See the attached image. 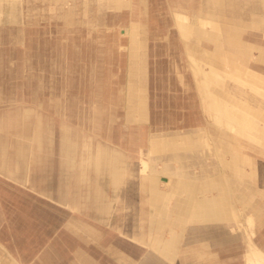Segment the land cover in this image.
Returning <instances> with one entry per match:
<instances>
[{
    "label": "rangeland",
    "instance_id": "1",
    "mask_svg": "<svg viewBox=\"0 0 264 264\" xmlns=\"http://www.w3.org/2000/svg\"><path fill=\"white\" fill-rule=\"evenodd\" d=\"M251 5L258 6L256 15L249 16ZM177 9L216 22L183 31ZM263 20L264 0H0V244L6 250L0 264H130L109 253L115 241L151 250L157 259L148 264H246L248 244L264 250V133L252 127L255 136L247 138L218 128L203 100L225 88L228 112L240 110L256 126L264 124V73L252 68H264ZM139 40L146 71L142 121L126 118L135 102L126 103L127 92L140 93L128 89L137 81L129 72ZM210 64L222 77L206 87L199 70L203 66L204 79L214 78ZM250 71L257 78L248 77ZM203 125L196 152L205 166L150 152L149 132L182 135ZM64 134L74 142V163L98 147L119 151L126 167L119 186L89 169L78 182L77 164H65ZM17 146L26 147L25 158ZM140 152L162 175L204 168L208 195L230 188L225 209L237 217L223 226L236 237L235 249L213 259L199 256L219 244L192 219L183 225L165 219L159 230H149L148 222L160 215L135 188L145 172ZM92 180L110 202L107 211L90 203ZM175 199L167 200L168 210ZM85 223L103 234L89 237L81 229ZM177 234L175 245L165 247Z\"/></svg>",
    "mask_w": 264,
    "mask_h": 264
},
{
    "label": "crops",
    "instance_id": "2",
    "mask_svg": "<svg viewBox=\"0 0 264 264\" xmlns=\"http://www.w3.org/2000/svg\"><path fill=\"white\" fill-rule=\"evenodd\" d=\"M257 9H258L257 5L254 6L251 5V7H248L246 10L247 12L250 13L249 16H253L258 13ZM193 15H194L193 13L187 14L185 11L179 9L174 11L175 21H177L176 22L177 25L183 31L190 32L192 30H200L197 27L199 25L201 26L202 25L201 23H209V25L212 26L211 22H216L214 21L213 18L203 16L202 14H199L197 16H193ZM202 18L205 20H203ZM245 18L246 17H244L243 19ZM197 22L199 24H197ZM253 39L254 40L257 39V35H255ZM142 46H143V41L139 40V41H135L133 48L136 50L137 48L139 49L142 48ZM136 52L138 54H141V52H138L137 50ZM236 52L239 51L237 50ZM132 62H131V71L129 72L130 73L129 79H131L132 76H135L137 81L136 84H133L132 81H130L131 84L128 87V89H133L138 92L141 91L140 92L141 94L134 93L136 94L134 95L132 90H130V92L129 91L127 92L126 103L128 104L130 101L133 100L135 102L131 105L132 108L131 111L130 110L127 111L126 118L130 120L132 118H136L142 121L147 117L145 110L146 98L143 88L144 87L143 84L145 83L146 71L143 68L142 58L140 61L136 62L132 60ZM252 68L260 72H261L260 69H263L262 73H264V68L258 66L257 64L254 65ZM215 74L216 75L214 78L206 77V79L209 80L202 78L200 81L202 82L201 84L202 85L204 84L206 87H208L209 83L212 82L213 80L214 81L216 80L215 82H218L217 76L222 77L221 75L222 73L219 72V67L217 65H215ZM224 92H225V88H222L220 91L217 92L210 90L209 95H206L203 99L204 102L206 101L205 103L207 104L208 110L210 112V116H212L211 117L212 123L214 125H217V123L221 124L220 127L218 125V128L220 129L222 128L223 130L224 126L222 125V122H224L225 126L228 127L229 131H232L235 134L243 135L244 137L247 138H252L253 136H255L253 133L250 132V129L252 127H255L254 129L257 132L260 131L261 133H264V124H262L261 126L260 125L256 126L257 124L256 123L254 124L253 120L251 119L252 117L249 118L242 115L240 110L230 111V112L226 110L228 109V107L231 108L230 107L231 105L227 103L223 104V102L228 100L230 102L232 101L229 98L225 99V101L224 98L223 100H221V96L222 94H224ZM213 105L215 106L213 107ZM128 106L129 105H127V107ZM214 112H220V115L219 114L217 115ZM197 124L199 125L202 124V121H200ZM204 127L205 126L203 125V127H199V129L196 130L186 129L185 131H183L182 135L179 134L178 132H177L178 134L166 133V134L152 135L149 132L148 142L150 146V152L159 153L161 156L163 155L162 158H164L165 160L174 161V160L186 159L187 161L185 160L186 161L185 164L191 165L198 163V165L200 166H205L206 165L205 159L200 158V156H202L201 155L202 153L196 152L197 148L201 147V144L197 140L196 135ZM210 128L213 129L212 126H210ZM34 138L38 143H40L41 136L39 134H37ZM98 148L99 149H97L96 153H94V156L89 157L86 160L74 163V158H72L74 157V152H75L74 142L67 134L63 135L61 141V150L65 155V157L67 158L65 164L66 165L71 164L72 166L77 164L78 166V169L75 172L76 173L75 178L78 180V182L81 181V179L83 178H87L88 175L86 174H88L90 170L93 171L96 176H101V177L108 176L107 177L108 181L112 186L114 187L119 186V184L122 182L126 170L125 161L123 158L124 156L119 151L108 150L107 148L104 147H98ZM181 149L184 153H178L180 152ZM16 152L18 156L20 157L23 156L22 158H25L27 153L26 147L17 146ZM144 156H145V152L139 153L138 160L140 161L142 167L140 171L142 170L145 172L135 180V182H137L135 184L136 186L135 188L138 187L140 191L146 193V196L144 197L146 202L152 207L155 206V210L160 215L157 219L155 220L151 219L148 222L149 230H159V228L162 226V222H164L165 219L167 220V222L169 219L176 220L178 223H180V225H183L186 223V221H190L192 219L194 222L199 224L198 229L204 228L206 229V231L209 230L207 232L205 231V233L212 236L211 238H214V240H216L215 242L219 244V247H216L214 250H207V252H204L203 254L201 252L199 253V256H209L210 258L213 259L221 254H225L227 251H230L231 249H235L236 237L234 235L229 234L228 231L225 230L223 226L225 225L224 224L225 222L227 223V221H229L231 215H234L233 216L235 217L234 219H236L237 217L236 212L232 210V213H230L231 215L229 218V213L226 212L225 209L227 205L226 203L228 202L227 197L230 196V193H228L231 191L230 188L228 187L226 188V190H221V188H219L220 192L218 194L213 193L208 195L207 192L211 191L209 189L211 187L210 185L211 183L210 182L208 183V181L204 179L201 180L202 175L200 174L201 172H203L204 168H200V173L198 174H195L194 172H190V171L185 172L182 170L178 172V176H175L173 174L162 175L161 173H163V171L159 170L156 166H150L149 163L147 162V159ZM111 172L114 175L115 174L116 175L114 176ZM90 182L91 183L89 184H92L91 189L95 192V194H90L89 196L90 203L95 205L101 211H105L106 209H109L111 207L110 202L108 199H106V195L103 193L100 186L98 184L96 185V182H94V180ZM160 183H162L163 185H161ZM173 196H175V198L177 199H175V203L171 205V210H168L167 200ZM245 220H247V222H250V217L247 216ZM81 229L84 230L85 233L91 238L93 236H99L100 233L103 234L101 229H98L93 225H89L88 223L81 225ZM132 238L139 240V237L137 236H132ZM140 240L141 242H144L142 237L140 238ZM178 240H179V234L172 235V238L168 239L165 243L163 242V244L165 247L168 248L169 246L170 247L174 246ZM144 243L147 244L148 246H151V242H144ZM202 243L205 244V242ZM109 246H110L108 249V251H110L109 253L115 254L116 256H118L119 259L123 258L127 260L128 262H130V264H145V263L148 264L149 262L154 263L155 260L157 259V256H155L154 253L151 252V250H148L146 252L143 250L141 251V249L129 247L123 244V242L121 243L120 241H115L111 243V245ZM5 251H6L5 248L0 244V252L4 253ZM81 256L86 258L87 254L85 252H81ZM244 256L246 259V264H260L261 261H264V250L258 248L253 244H248V249H246ZM11 259L12 260L10 261L16 263L15 259H13L12 257Z\"/></svg>",
    "mask_w": 264,
    "mask_h": 264
},
{
    "label": "bare ground",
    "instance_id": "3",
    "mask_svg": "<svg viewBox=\"0 0 264 264\" xmlns=\"http://www.w3.org/2000/svg\"><path fill=\"white\" fill-rule=\"evenodd\" d=\"M180 14V13H179ZM204 16V15H203ZM203 19V18H202ZM203 20H205V19H203ZM210 21V20H209ZM177 22V21H176ZM135 23V22H134ZM178 24H180V23H178ZM203 26L205 25H209V23H201ZM201 25V26H202ZM142 28V27H141ZM137 29V28H136ZM133 32V31H132ZM189 32V31H188ZM88 37V36H87ZM134 47V45H132V48ZM133 50H135L134 48H133ZM195 51V50H194ZM142 54V53H141ZM141 54H138L136 51H132V53H131V56L132 57H134V58H132V60L133 61H140L141 60ZM129 56V55H128ZM195 59V58H194ZM190 60V59H189ZM191 61V60H190ZM194 62H195V60H194ZM200 62H201V60H200ZM196 64V63H195ZM193 65V64H192ZM195 66V65H194ZM197 66V65H196ZM195 66V67H196ZM204 67H205V65H204ZM226 67V66H225ZM198 70L200 69V68H197ZM203 66H201V69L199 70V73H200V81H201V79L202 78H204V71H203ZM208 69H210L211 70V72H212V70H214L215 71V64H210L209 65V67H208ZM241 69V68H240ZM239 70V69H238ZM252 70V69H251ZM242 71H243V69H242ZM238 72V71H237ZM240 72H241V70H240ZM145 73V72H144ZM214 73V72H213ZM215 74V73H214ZM243 73L241 72V75H242ZM216 75V74H215ZM222 75V74H221ZM240 75V76H241ZM55 77V76H54ZM218 77V76H217ZM246 77V76H245ZM248 77H250V78H257V75L256 74H254L253 73V71L251 72L250 71V74H248ZM206 80H209V79H206ZM202 83V82H201ZM218 85V84H217ZM209 86V85H208ZM219 86V85H218ZM141 92V91H140ZM138 94V93H137ZM209 95V94H208ZM137 99V98H136ZM206 102V101H205ZM210 102H211V100H210ZM210 104H212V103H210ZM143 105V104H142ZM139 106V105H138ZM215 105H213V107H214ZM47 107V106H46ZM145 107V106H144ZM213 107H211V108H213ZM217 108V107H216ZM145 110H146V108H145ZM213 110V109H212ZM212 110H211V112H212ZM231 119H233V118H231ZM232 121V120H231ZM221 123V122H220ZM224 122H222V125L223 126H225V123L223 124ZM227 124H228V122H227ZM239 124V123H238ZM220 126H221V124H220ZM199 129V128H198ZM233 130V129H232ZM106 136V135H105ZM173 137V136H172ZM164 138V137H163ZM187 138V137H186ZM181 139V138H180ZM188 139V138H187ZM151 140V139H150ZM149 143V142H148ZM172 143V142H171ZM188 143V142H187ZM153 144V143H152ZM168 145V144H167ZM190 147V146H189ZM154 149H156V148H154ZM165 151V150H164ZM119 154V153H118ZM71 155V154H70ZM73 158V157H72ZM121 161H123V160H121ZM111 163V162H110ZM111 166V165H110ZM113 170V169H112ZM85 171V170H84ZM112 173V172H111ZM105 174V173H104ZM107 174V173H106ZM113 174V173H112ZM118 174V173H117ZM88 175V174H87ZM114 175V174H113ZM112 175V176H113ZM116 175V174H115ZM114 175V176H115ZM84 176V175H83ZM113 176V177H114ZM119 176V175H118ZM117 176V177H118ZM197 176V175H196ZM259 176V175H258ZM264 176V175H263ZM108 177V176H107ZM112 178V177H111ZM115 178V177H114ZM119 178V177H118ZM162 178V177H161ZM113 179V178H112ZM117 179V178H116ZM116 179H114V180H116ZM152 182V181H151ZM192 182V181H191ZM135 183H137V182H135ZM156 183V182H155ZM139 184V183H138ZM97 185V184H96ZM97 187V186H96ZM117 187V186H116ZM96 189V188H95ZM164 191V190H163ZM181 193V192H180ZM193 195V194H192ZM207 198H209V197H207ZM108 205H109V203H108ZM100 210V209H99ZM263 210V209H262ZM245 213V212H244ZM179 215V214H178ZM182 216V215H181ZM225 216V215H224ZM226 219V218H225ZM209 225V224H208ZM209 231V230H208ZM214 232V231H213ZM211 233V232H210ZM212 234V233H211ZM214 234V233H213ZM216 235V234H215ZM214 235V236H215ZM260 264H264V261H261V263Z\"/></svg>",
    "mask_w": 264,
    "mask_h": 264
}]
</instances>
